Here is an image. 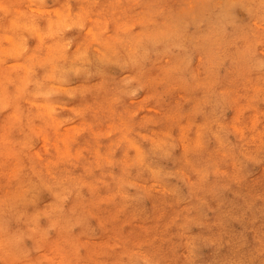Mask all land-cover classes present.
<instances>
[{
	"label": "clouds",
	"instance_id": "9594fccd",
	"mask_svg": "<svg viewBox=\"0 0 264 264\" xmlns=\"http://www.w3.org/2000/svg\"><path fill=\"white\" fill-rule=\"evenodd\" d=\"M0 264H264V0H0Z\"/></svg>",
	"mask_w": 264,
	"mask_h": 264
}]
</instances>
